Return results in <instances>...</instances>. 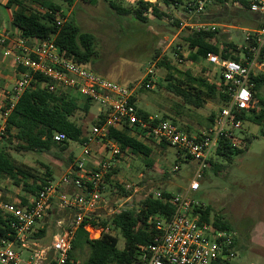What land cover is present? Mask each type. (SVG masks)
Here are the masks:
<instances>
[{
    "label": "built area",
    "instance_id": "1",
    "mask_svg": "<svg viewBox=\"0 0 264 264\" xmlns=\"http://www.w3.org/2000/svg\"><path fill=\"white\" fill-rule=\"evenodd\" d=\"M143 1L157 3V0ZM208 2L191 0L186 12L204 14ZM246 2L251 13L264 19V0ZM235 5L240 4L237 2ZM66 21L67 18L62 16L56 19L58 27ZM196 30L214 31L216 25L203 23ZM0 45L4 47L5 55L13 58L18 67L13 87L0 89V142L6 136L9 115L29 89L40 86L55 94L71 96L78 93L83 98L106 106L105 122L94 125L86 137L83 159L69 165L59 179L48 181L38 194L26 197L25 202L20 199L3 200L0 197V212L12 231L6 236L0 234V264H68L76 233L83 222L87 218L98 222L103 211H106L107 217L120 212L114 209L105 194L108 178H112L114 161L122 155L120 146L109 138V132L111 129L122 130L125 126L144 132L140 136L144 142L152 139L166 144L176 149L178 159L195 163L188 189L170 198L173 212L167 216L155 215L150 218L158 234L152 242L142 246L137 264L233 262L237 256L236 232L232 227L216 225L212 216L208 221L204 220L207 206L190 194L200 190V180L212 167V161L221 158L219 151L223 152L228 147H244L241 133L244 131L245 119L260 105L255 96V78L264 75V25L246 30L240 61L224 59L214 53L206 58L209 64L220 70L218 85L227 102L214 115L212 124L195 135L171 120L139 115L135 102L136 88L119 84L90 66L68 58L60 52L53 39L16 37L0 27ZM153 75L154 70L149 69L144 81L145 88H152ZM54 139L58 143L68 140L63 133H57ZM95 145L103 146L107 157L93 167L90 160L93 159ZM174 169L179 170V166ZM161 197L160 194L156 195V198ZM54 206L64 216L56 221L57 232L51 243H35L31 246V237L37 226L46 219ZM84 228L90 238L98 230L103 232V228H95L91 222ZM105 231H109V228ZM17 245L22 252L17 250ZM23 250L31 253L24 257ZM73 264L79 263L76 261Z\"/></svg>",
    "mask_w": 264,
    "mask_h": 264
},
{
    "label": "rangeland",
    "instance_id": "2",
    "mask_svg": "<svg viewBox=\"0 0 264 264\" xmlns=\"http://www.w3.org/2000/svg\"><path fill=\"white\" fill-rule=\"evenodd\" d=\"M54 1L61 7L67 20L74 19L83 31L96 37L98 58L93 64L94 70L119 84L136 88L135 97L140 110L153 117L175 121L189 132L186 126H210L211 119L223 104L218 99L209 100L202 107L196 108L169 89L168 85L175 82L170 79V74L182 79L183 75L177 71L185 72L188 65H194L190 72H199V75L204 73L190 59L192 52L184 42L185 37L197 31L199 24H215V36L220 44L232 41L241 48L245 43L246 30L264 25L263 18L251 12L240 11L231 2L224 8L209 1L204 14L199 15L185 12L184 6L167 7L161 0H157L160 10L167 16H152L149 23H143L132 15L120 16L107 0H98L95 5L78 0L73 6L65 0ZM113 1L128 8L135 7L138 2ZM31 9L41 10L35 5ZM10 31L13 30L10 28ZM164 62H168L171 69L166 63L161 65ZM200 62L210 69L214 68L205 60ZM149 69L154 70L150 89L145 88L144 83ZM206 72L211 80L220 79V70ZM75 96L79 110L72 120L82 127L87 137L97 118L105 114L106 106L92 102L90 111L86 112V98L79 94ZM258 99V110L246 118L244 131L241 133L244 152L233 155L231 160L215 159L219 163V171L212 165L200 180V190L190 194L211 209L213 220L216 217L222 218L236 232L237 256L231 264H264V118H260L264 114V85L259 91ZM191 133L195 135L197 132ZM0 143L6 144L4 141ZM145 143L151 147L150 156L134 155L129 151L122 153L117 166H114L117 174L108 183L105 196L116 211L138 209L141 201L148 195L156 198L157 194L162 195L164 191L173 195L185 192L189 187L192 170L188 161L178 159L177 151L172 147L163 146L152 139ZM10 151L18 163L34 168L40 175L49 167L54 179L62 176L69 163L83 159V145L79 142H71L69 151L58 157L34 151H17L14 148ZM72 155L76 158L73 161L70 160ZM98 155V150L94 148L93 159L97 158L99 162L102 159ZM175 166H179V170L175 171ZM0 193L11 201L24 194L21 188L8 179H0ZM62 216L64 214L58 207L54 209L49 220L39 223L37 231L39 233L45 229V236L38 240L32 238L30 245L50 244L57 232L56 221ZM105 218L106 211H103L100 219ZM111 232L118 237V248L123 250L126 241L122 234L112 228ZM101 234L102 230H98L91 238L98 239ZM16 247L22 252L18 245ZM30 253L31 251L23 250L24 257ZM88 256V247L76 252L79 264H85Z\"/></svg>",
    "mask_w": 264,
    "mask_h": 264
},
{
    "label": "trees",
    "instance_id": "3",
    "mask_svg": "<svg viewBox=\"0 0 264 264\" xmlns=\"http://www.w3.org/2000/svg\"><path fill=\"white\" fill-rule=\"evenodd\" d=\"M65 1L73 6L78 0ZM79 1L95 5L98 0ZM107 1L120 16L132 15L143 23H149L152 16L157 18L167 16L166 13L160 10L158 3L139 0L135 7L128 8L113 0ZM161 1L167 7L176 6L180 8L184 6V11L186 12L188 3L191 0ZM209 1L224 8L227 7L229 2L233 5L238 2L240 5H235L238 10L250 12L249 4L246 0ZM33 5L38 6L44 12L31 9ZM7 7L13 9L12 24L20 30V36L26 39H53L55 45L65 56L94 69L93 64L98 58L96 37L89 32L83 31L74 19L67 20L61 27H58L56 23L57 17H65V15L54 0H8ZM14 7H17V9H14ZM216 33V30L193 31L185 37L184 42L192 52L190 57L192 61L200 62L206 60L211 53L220 54L224 59L241 60L243 48H239L232 41H224L220 44L216 39ZM165 63L168 66V62L161 63V65ZM168 68L170 67L168 66ZM177 72L182 74L183 78L177 79L170 74V79L175 82H171L168 87L171 92L182 97L187 103L200 108L209 100L218 99L222 104L227 102L226 97L220 91L219 80L209 81L207 77L194 75L190 71ZM255 80V96L259 98V91L264 85V75L256 77ZM92 102L94 103V101L86 99L84 111H90ZM78 110L79 105L73 95L51 93L40 86L36 89L27 90L8 117L7 132L3 140L6 144L0 145V179L10 180L13 185L21 188L24 193L31 196L38 194L48 181L54 179L50 168L46 167V172L40 175L34 168L18 163L10 150L14 148L17 151H34L58 157L69 149L71 142L84 144L86 141L84 131L81 126L72 120ZM138 114L146 118L150 116L140 109H138ZM260 118L263 119L264 114ZM105 119L106 114L100 115L95 125H102ZM173 122L176 123L175 121ZM57 133L65 134L68 140L62 143L56 142L54 137ZM143 134L144 132L138 129L134 130L129 126H125L122 130L111 129L109 138L120 146L122 153L130 151L134 155L148 157L151 153V147L140 139ZM162 145L168 146L166 144ZM243 152L244 147L241 149L228 147L223 152L219 151L218 154L221 158L231 160L233 155L242 154ZM73 159L72 155L70 160L73 161ZM70 164L72 163H69L67 167ZM212 165L216 171H219L218 162L212 161ZM115 173L116 170L113 169L111 175ZM110 180L109 177L108 183ZM171 197L172 193L164 191L161 198L150 196L143 199L138 209L120 211L105 219H100V216L98 217V222L87 218L76 233L68 264H73L77 261L76 252L84 247L89 248V256L85 264H137L142 246L152 242L158 234L155 225L150 223V218L155 215H170L174 210L170 203ZM19 199L23 202L26 201L24 196H20ZM54 209H57V207H53L45 220H49L53 216ZM210 217L211 209L207 207L203 219L208 221ZM215 221L216 225L222 228L231 227L229 222L224 221L220 217H216ZM89 222L95 228H103L100 238H90L89 232L84 228ZM38 228L37 226L34 237L32 236L31 239L35 238L38 240L45 236L46 230H41L38 233ZM106 228H109V231H105ZM111 228L119 231L125 239L126 245L123 250L118 248L119 239L117 236L112 235ZM10 232H12L10 224L0 212V234L6 236Z\"/></svg>",
    "mask_w": 264,
    "mask_h": 264
},
{
    "label": "crops",
    "instance_id": "4",
    "mask_svg": "<svg viewBox=\"0 0 264 264\" xmlns=\"http://www.w3.org/2000/svg\"><path fill=\"white\" fill-rule=\"evenodd\" d=\"M7 3H8V0H0V27H3L4 29L10 31V28L11 30L13 31H10L12 32L13 34H15L16 37H18L20 34V30L17 29L15 26H13L12 24V20H13V9H10L7 7ZM14 9H17V7H14ZM203 61V60H202ZM206 61V60H205ZM207 62V61H206ZM193 63H195L196 67L199 68L201 71L200 72H204L203 74H201L202 76L204 77H207L209 79V81H213L211 80L207 74L208 72H206L207 70L208 71H214L215 70V67L214 68H209L208 66H205L204 64H202V62H196V61H193ZM194 65H188L186 68V70L184 71H189L191 69H193ZM193 67V68H192ZM94 70V69H93ZM17 71H18V67L15 63V61L13 60V58L11 57H7L4 53V47H2L0 45V87L3 86V88H12L15 81H16V77H17ZM96 71V70H94ZM97 72V71H96ZM194 75H199V72L198 74L197 73H193ZM206 74V75H205ZM75 94H78V93H73V95L75 96ZM76 97V96H75ZM137 97H135V102H136V105H137V100H136ZM95 103V102H94ZM138 107V106H137ZM139 109V107H138ZM102 110V109H100ZM177 124V123H176ZM178 125V124H177ZM181 127V126H180ZM188 130H190V132H193V131H200L204 128L202 127H189V126H186ZM182 129H184V127L182 126L181 127ZM186 130V129H184ZM187 131V130H186ZM189 132V131H188ZM83 145V144H82ZM95 150L99 152V155L101 157V159L103 160L104 157L106 156L107 157V153L105 151V149L103 148V146L101 145H95ZM69 151V149H68ZM121 156L117 157L114 161V166H117L118 164V161L119 158ZM74 158V156H73ZM76 158H74L75 160ZM76 161V160H75ZM100 162V161H99ZM97 161V158H94L92 160H90V164L91 166H96L98 163ZM74 163V162H73ZM71 165V164H70ZM188 165L189 167L191 168L192 170V173L194 171V168H195V163L193 161H188ZM67 168V166H66ZM65 168V169H66ZM114 169V168H113ZM116 170V173L117 174V169ZM113 179H115V175L112 176ZM111 178V180H112ZM19 188V187H18ZM21 196H24L25 198L28 197V196H31L29 194H26L24 193L23 195ZM0 197L3 199V200H9V198L7 199V197H4L1 193H0ZM17 199H19V197H17ZM16 200V199H15ZM39 227V225H38ZM238 244V243H237Z\"/></svg>",
    "mask_w": 264,
    "mask_h": 264
},
{
    "label": "bare ground",
    "instance_id": "5",
    "mask_svg": "<svg viewBox=\"0 0 264 264\" xmlns=\"http://www.w3.org/2000/svg\"><path fill=\"white\" fill-rule=\"evenodd\" d=\"M94 234H95V232H94Z\"/></svg>",
    "mask_w": 264,
    "mask_h": 264
}]
</instances>
